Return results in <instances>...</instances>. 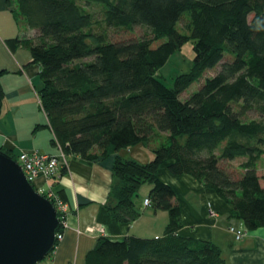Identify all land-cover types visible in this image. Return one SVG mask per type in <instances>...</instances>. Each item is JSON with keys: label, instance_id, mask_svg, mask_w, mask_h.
Listing matches in <instances>:
<instances>
[{"label": "trees", "instance_id": "trees-1", "mask_svg": "<svg viewBox=\"0 0 264 264\" xmlns=\"http://www.w3.org/2000/svg\"><path fill=\"white\" fill-rule=\"evenodd\" d=\"M13 1L37 31L38 41L29 45L41 68L39 98L65 156L90 162L146 145L154 133H163L147 162L115 157L108 204L97 216L117 234L120 224L140 216L135 197L149 183V206L168 213L163 233L119 240L101 234L85 264H226L217 244L179 232L176 193L159 170L164 166L175 176L190 175L214 190L245 230L264 226V168L256 167L264 154V122L243 119L259 101L264 110V0ZM80 3H97L107 26L145 25L153 37L108 39L92 28L94 13ZM161 38L166 40L153 46ZM189 40L194 52L190 70L167 86L158 70ZM217 65L196 91L180 98ZM242 157L238 177L220 164Z\"/></svg>", "mask_w": 264, "mask_h": 264}, {"label": "crops", "instance_id": "crops-1", "mask_svg": "<svg viewBox=\"0 0 264 264\" xmlns=\"http://www.w3.org/2000/svg\"><path fill=\"white\" fill-rule=\"evenodd\" d=\"M37 31L28 26L16 11L13 0H0V147L16 154L21 150L37 149L57 154L59 146L48 126L47 116L41 106L39 90L40 65L33 62L29 42H36ZM153 146L138 143L126 149L97 157L90 162L78 155L65 156L64 173L59 172L48 180L65 206L62 238L54 249L37 264H85L87 253L94 248L103 226L110 239H122L134 230L143 219L148 220L150 236H159L153 225L161 210L144 206L151 184L139 188L137 208L140 216L119 225L112 234L97 216L102 206L108 204L113 182L112 165L116 156L131 157L140 162L152 158ZM259 166L258 163L256 167ZM160 178L170 184L180 207L182 227L180 233L196 239L212 241L220 248L226 264H264V226L247 230L240 239L229 228L242 227L241 220L230 217V206L212 189L204 187L187 174L175 176L162 166ZM150 209L146 212L147 209ZM212 212V213H211ZM92 227V230H89ZM155 229V230H154ZM138 236H143L138 233Z\"/></svg>", "mask_w": 264, "mask_h": 264}, {"label": "water", "instance_id": "water-1", "mask_svg": "<svg viewBox=\"0 0 264 264\" xmlns=\"http://www.w3.org/2000/svg\"><path fill=\"white\" fill-rule=\"evenodd\" d=\"M61 217L0 148V264H37L55 247Z\"/></svg>", "mask_w": 264, "mask_h": 264}, {"label": "rangeland", "instance_id": "rangeland-1", "mask_svg": "<svg viewBox=\"0 0 264 264\" xmlns=\"http://www.w3.org/2000/svg\"><path fill=\"white\" fill-rule=\"evenodd\" d=\"M81 7L85 8V10H88L92 13H94V24L93 29L96 31L104 32L108 39H111L113 41L123 40V39H129V38H138V37H153L152 31L149 29V27L145 25H134L133 27L127 29V28H116L107 26L102 21V10L100 6L96 4H90L88 6H85L83 3H80ZM251 17V16H250ZM185 22V19H183L179 24L178 27L180 29H183V24ZM166 38H161L153 41V46L158 45L159 43L165 41ZM194 57V52L192 49V42L189 40L185 42L179 49L175 50L167 59L166 63L159 68L158 74L160 79L167 85V86H173L174 77L180 73V72H186L190 70V67L192 65V59ZM219 69V65H217L214 68L205 70L202 75L194 82H192L183 92L180 94L181 99H186L192 92L196 91L199 86L204 82V80L213 75L217 70ZM238 107V106H237ZM262 102L259 101L257 104L253 106L252 109L247 110L245 114L243 115V119L250 120V119H256L264 122V110H263ZM163 133L156 132L154 135H152L151 139L148 141V146L156 147L160 142L163 141ZM264 147V146H263ZM245 160L244 157L237 158L232 161H221V166L224 167L229 173H231L234 177H238L243 169L241 167V163ZM260 166V168H264V154L258 159L256 162ZM147 183H143L140 187L141 190L145 188ZM45 188V185L43 186ZM44 189V192L41 193L44 196H46L47 192ZM52 193H50L51 197L54 200L57 198L60 199L58 193L51 187ZM139 194V191H138ZM137 199V197H135ZM141 199V195L138 197L137 200ZM61 200V199H60ZM54 206L56 207L55 203ZM150 209L148 208L146 212H148ZM58 211V210H57ZM59 213V212H58ZM168 220V213L165 210H161L159 212L158 218L154 222V228H156V232L158 231L159 235L163 233L164 226L166 225V222ZM149 228L148 220L145 221L144 219L138 223V225L135 226L134 232L138 235L141 234L143 236L150 237L151 232L150 230H146ZM155 230V229H154Z\"/></svg>", "mask_w": 264, "mask_h": 264}, {"label": "built area", "instance_id": "built-area-1", "mask_svg": "<svg viewBox=\"0 0 264 264\" xmlns=\"http://www.w3.org/2000/svg\"><path fill=\"white\" fill-rule=\"evenodd\" d=\"M14 159L21 166L26 179L30 182L34 189L39 193H43L45 189V192L49 193L46 197L51 199L53 202V198L50 195V193H52L51 184H49L48 180L57 175L60 172V168L66 165L65 155L61 148L59 147V152L57 154L41 152L37 149L21 150L16 153ZM44 185L45 188H43ZM54 203L61 217V227H67V223L64 220L65 206L59 198H56L53 204ZM149 204V198H144L143 205L148 206ZM229 229L234 232L236 239L242 238L247 233V230L243 227L236 228L234 226H230ZM89 230H92V227H89ZM98 231L101 234L106 233L103 226L98 227ZM61 238L62 231L57 232L56 240L58 241Z\"/></svg>", "mask_w": 264, "mask_h": 264}]
</instances>
